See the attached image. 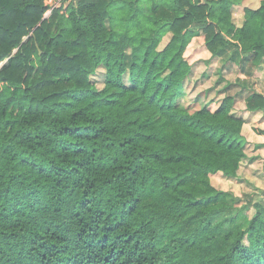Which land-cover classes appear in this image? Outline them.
I'll list each match as a JSON object with an SVG mask.
<instances>
[{
	"label": "trees",
	"instance_id": "1",
	"mask_svg": "<svg viewBox=\"0 0 264 264\" xmlns=\"http://www.w3.org/2000/svg\"><path fill=\"white\" fill-rule=\"evenodd\" d=\"M236 4L69 0L45 17L46 0H0V264H264V204L244 226L211 182L237 177L246 120L231 95L179 100L195 37L251 75L264 63V0L240 26Z\"/></svg>",
	"mask_w": 264,
	"mask_h": 264
},
{
	"label": "crops",
	"instance_id": "2",
	"mask_svg": "<svg viewBox=\"0 0 264 264\" xmlns=\"http://www.w3.org/2000/svg\"><path fill=\"white\" fill-rule=\"evenodd\" d=\"M235 1L238 4L232 8V17L234 23L240 26L243 20V8L255 9L260 5L262 0ZM168 39L169 35H166L161 44L164 45ZM199 50L202 52H198ZM185 57L192 67L189 75L183 82L179 100L183 106L188 107L191 111L198 110L205 105L214 110L225 96L231 95L234 98L233 112H235L234 108H239L247 114L245 110V99L247 96L253 91L264 95V63L251 75V68L248 70V68H242L241 65L239 67L237 61L211 58L203 46L202 37H195L191 40L186 49ZM249 114H252V116L250 115L251 117L259 118L263 124L260 130L264 131V111L248 112ZM241 117L246 120L245 126H249L248 130L243 131L248 143L247 145L250 147L249 150L255 154H260L264 158V134L259 135L252 130L254 136L252 137L248 131L251 128L257 129V126L253 125L252 127L250 125V122H252L251 118H246L245 115ZM246 158L247 154L242 162ZM240 171L241 167L237 171V174Z\"/></svg>",
	"mask_w": 264,
	"mask_h": 264
},
{
	"label": "rangeland",
	"instance_id": "3",
	"mask_svg": "<svg viewBox=\"0 0 264 264\" xmlns=\"http://www.w3.org/2000/svg\"><path fill=\"white\" fill-rule=\"evenodd\" d=\"M47 15L48 13L45 14V16ZM198 52L202 51L199 50ZM236 60L241 61V58L236 57ZM241 67L244 69L248 68V70L251 68L247 60L242 61ZM92 77L95 81L96 86L101 87L104 77L103 68L98 67L96 73ZM234 110L236 112L234 113L238 116L245 115L246 118H251L252 122H250V125L252 127L253 125H256L257 129H261V126L263 124L260 122L259 118L251 117L252 114L248 115V111L246 114L244 110L239 108H234ZM246 129H249L248 125H246ZM253 129L254 128H251L248 131L252 137H254L252 134ZM249 149L250 147L246 145L245 152L247 151V158L240 165L241 171L239 172V174H237V177H225L220 173L211 176V182L216 188L227 191L236 199H238V202L235 204V208L242 210L243 215L239 220L244 226H246L247 220L255 212L253 205L258 202L264 204V195L261 194V192L264 190V158L260 154H255L253 151L251 152Z\"/></svg>",
	"mask_w": 264,
	"mask_h": 264
},
{
	"label": "built area",
	"instance_id": "4",
	"mask_svg": "<svg viewBox=\"0 0 264 264\" xmlns=\"http://www.w3.org/2000/svg\"><path fill=\"white\" fill-rule=\"evenodd\" d=\"M46 2H47V4L50 5V9L46 12L49 15L54 7H60L64 3L67 4L69 2V0H67V1H65V0H46Z\"/></svg>",
	"mask_w": 264,
	"mask_h": 264
},
{
	"label": "water",
	"instance_id": "5",
	"mask_svg": "<svg viewBox=\"0 0 264 264\" xmlns=\"http://www.w3.org/2000/svg\"><path fill=\"white\" fill-rule=\"evenodd\" d=\"M45 17H46V16H45ZM45 17H44V18H45Z\"/></svg>",
	"mask_w": 264,
	"mask_h": 264
}]
</instances>
